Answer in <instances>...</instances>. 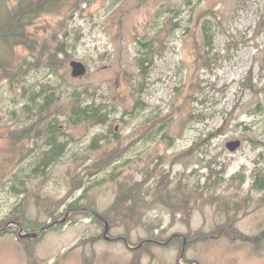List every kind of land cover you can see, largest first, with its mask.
I'll return each mask as SVG.
<instances>
[{
	"label": "rangeland",
	"instance_id": "rangeland-1",
	"mask_svg": "<svg viewBox=\"0 0 264 264\" xmlns=\"http://www.w3.org/2000/svg\"><path fill=\"white\" fill-rule=\"evenodd\" d=\"M72 6L0 41V228L48 229L0 237V264H264V0ZM231 221L254 241L187 240Z\"/></svg>",
	"mask_w": 264,
	"mask_h": 264
},
{
	"label": "trees",
	"instance_id": "trees-1",
	"mask_svg": "<svg viewBox=\"0 0 264 264\" xmlns=\"http://www.w3.org/2000/svg\"><path fill=\"white\" fill-rule=\"evenodd\" d=\"M95 1L97 0H18V3L13 6L11 9H9L4 15H0V41L4 44L10 45L12 47L16 46H27L26 42L22 43L21 38L24 36V27H29L33 25L34 21L36 18H38L43 12H50L56 7H65L68 5H73V9H78L83 6H88L92 5ZM207 38L209 40V32H206ZM210 45V43H208ZM59 52L63 53L65 55V51L62 48L58 49ZM53 57L49 56L48 57V67L53 71L57 72L58 69L62 67V62H59L58 60V54L52 55ZM68 57V56H66ZM75 115L77 117V120L82 121V120H94L100 122L102 118L104 117L100 111H96L95 105L82 108L80 106L76 107L74 110ZM220 134V131L211 133L208 136L209 142L211 140L215 139L218 135ZM58 155V153H56ZM214 174V173H213ZM220 173H216V177H219ZM260 190V189H259ZM125 192V191H124ZM122 194V197L120 198V201L125 200L130 201L134 200L132 199V195H130V192H125ZM186 200L183 199L180 201V203H185ZM120 203V202H119ZM135 202H133L129 209H131V212H134V209L136 207ZM122 207V205H120ZM170 208L171 206L168 205ZM182 212L185 213V208L183 206ZM128 218H130L128 216ZM24 217H21V220H23ZM23 226H25V231L27 233H30L29 231V225L27 223H23ZM51 227V226H49ZM41 230V229H40ZM39 230V231H40ZM48 229L46 227L42 228V233L37 237L36 239L41 238V236L47 231ZM10 229L6 225L3 228H0V237H3L7 234H10ZM15 234L17 231H14ZM37 232V231H36ZM228 238L229 240L236 242L237 240H243L245 242H250L254 241L251 237H247L244 235V233L240 232L237 230L234 226L233 221L226 223L220 227H218L215 231H213L210 234H205L198 232L195 234V236L189 240L187 237V240L189 241L190 244L193 243H199V242H207L210 240H216V239H221V238ZM264 238V233H262L259 237H256L255 239L257 241H260ZM22 242L25 243H31L34 242L33 238H27V239H21ZM173 242H178V237H174L172 239ZM152 244L151 241L142 244L141 246H145L144 249L148 248ZM182 247L184 249L185 246V241L183 240L181 242ZM183 251V250H182ZM141 253V252H139ZM185 258L184 252L181 253L180 260ZM138 260H140V256L136 259V262L134 264H139ZM187 264H193L192 262L187 261Z\"/></svg>",
	"mask_w": 264,
	"mask_h": 264
},
{
	"label": "water",
	"instance_id": "water-1",
	"mask_svg": "<svg viewBox=\"0 0 264 264\" xmlns=\"http://www.w3.org/2000/svg\"><path fill=\"white\" fill-rule=\"evenodd\" d=\"M71 68H72V77L75 79L84 77L87 73H88V68L85 64H83L82 62H78V61H73L71 63ZM242 146V142L240 140H236V141H231L227 144V149L230 152H235L237 151L240 147ZM109 232V225H106V233ZM21 237L23 239L26 238H36L37 234H24L22 235V233L20 234Z\"/></svg>",
	"mask_w": 264,
	"mask_h": 264
},
{
	"label": "flooded vegetation",
	"instance_id": "flooded-vegetation-1",
	"mask_svg": "<svg viewBox=\"0 0 264 264\" xmlns=\"http://www.w3.org/2000/svg\"><path fill=\"white\" fill-rule=\"evenodd\" d=\"M18 210V208L16 209V211ZM26 215H25V208L22 210V213H21V217H25ZM23 223H26L25 222V220L23 219V220H21V219H19V220H11V221H9L8 222V224H7V226L9 227V228H11V231H12V233H15L14 231H17L16 232V234H17V236H19V238H21V239H23L22 237H21V233H22V235H24V234H31V233H27L26 231H25V226H23ZM42 233V229L37 233V237H39V235ZM36 237V238H37ZM35 238V239H36Z\"/></svg>",
	"mask_w": 264,
	"mask_h": 264
},
{
	"label": "bare ground",
	"instance_id": "bare-ground-1",
	"mask_svg": "<svg viewBox=\"0 0 264 264\" xmlns=\"http://www.w3.org/2000/svg\"><path fill=\"white\" fill-rule=\"evenodd\" d=\"M92 208L96 209L94 206ZM95 212H97V211H95ZM96 214H97V216H99V218H104V216H102L99 211Z\"/></svg>",
	"mask_w": 264,
	"mask_h": 264
}]
</instances>
